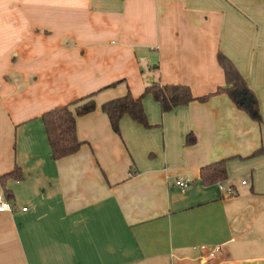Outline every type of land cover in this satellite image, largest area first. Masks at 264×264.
<instances>
[{"label": "crops", "instance_id": "0c3cea01", "mask_svg": "<svg viewBox=\"0 0 264 264\" xmlns=\"http://www.w3.org/2000/svg\"><path fill=\"white\" fill-rule=\"evenodd\" d=\"M220 54L258 121L216 93ZM155 83L210 97L162 114L147 95L150 128L113 132L101 106ZM87 96L81 148L53 160L42 115ZM0 193V264H264V0H0Z\"/></svg>", "mask_w": 264, "mask_h": 264}, {"label": "trees", "instance_id": "16d2710c", "mask_svg": "<svg viewBox=\"0 0 264 264\" xmlns=\"http://www.w3.org/2000/svg\"><path fill=\"white\" fill-rule=\"evenodd\" d=\"M218 63L223 70L226 86L218 89L216 93L226 94L237 109L245 112L252 120L258 121V102L253 92L247 87L244 78L224 55H218ZM147 95H151L154 101L159 104L162 114L177 107L186 106L192 101L203 102L210 97L194 98L189 87L184 85L151 84L145 87L144 92L138 98L127 93L125 96L107 101L101 106V111L107 116L113 132L119 133V122L124 116H129L144 128H150L142 104ZM95 108L92 96H87L70 104L55 107L42 115L53 160H60L79 151L83 143L77 139L76 119L93 112ZM194 142L195 138L189 135L186 144ZM20 173L19 168L15 167L12 172L4 175L2 180L7 178L18 180L21 178ZM199 175L204 186L226 181V161H219L203 167Z\"/></svg>", "mask_w": 264, "mask_h": 264}, {"label": "built area", "instance_id": "2783aa9c", "mask_svg": "<svg viewBox=\"0 0 264 264\" xmlns=\"http://www.w3.org/2000/svg\"><path fill=\"white\" fill-rule=\"evenodd\" d=\"M246 182H242L244 185ZM175 185L182 191L185 192L189 186H190V181L189 180H177L175 182ZM219 189L225 193L226 196H232L234 194V191L232 188H224L223 186L219 185ZM12 207L10 206L9 202L5 198L3 193H0V214L5 213V212H11ZM22 211H26V208H23ZM202 251L205 250V248L202 246L200 248ZM221 251V247L217 246L214 248L212 252L209 254V258H213L217 253Z\"/></svg>", "mask_w": 264, "mask_h": 264}]
</instances>
